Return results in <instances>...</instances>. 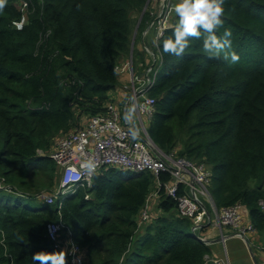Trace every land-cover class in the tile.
Segmentation results:
<instances>
[{"label": "trees", "instance_id": "obj_1", "mask_svg": "<svg viewBox=\"0 0 264 264\" xmlns=\"http://www.w3.org/2000/svg\"><path fill=\"white\" fill-rule=\"evenodd\" d=\"M27 1L20 30L12 24L21 15L15 0L0 13V264H33L38 251L62 255L47 233L52 222L64 225L62 244L72 238L82 248L84 264H213L208 245L163 190L152 222L138 229L147 196L158 180L169 181L167 173L156 179L103 168L60 207L36 197L59 184L49 157L56 141L82 115L101 113L126 83L114 68L129 57L134 67L137 59L153 62L136 40L155 47L153 35L141 36L151 18L149 0ZM224 9L232 32L226 51L239 60L209 57L199 41L183 57L157 49L148 133L162 151L207 166L216 207L240 204L262 235L264 0H225ZM170 32L171 26L164 35Z\"/></svg>", "mask_w": 264, "mask_h": 264}, {"label": "built area", "instance_id": "obj_2", "mask_svg": "<svg viewBox=\"0 0 264 264\" xmlns=\"http://www.w3.org/2000/svg\"><path fill=\"white\" fill-rule=\"evenodd\" d=\"M149 1L151 18L142 32V40L148 36L149 31H153V40L156 39L157 32L164 33L174 21L169 10L170 0ZM27 3V0H17L18 7L22 9L20 19L13 22L17 29H21L27 21ZM141 44L152 59V65L147 58L145 63L138 62L137 67H134L129 57L114 68L119 76L125 73L126 83L110 98L101 113L88 116L79 128L56 141L49 157L59 169V184L55 190L40 192L36 197L46 204L58 201L60 207L73 191L90 187L95 176L89 178L81 175L79 164L85 159L94 158L99 164L97 173L103 168L119 167L133 173L147 172L156 179L163 173L169 175V181L158 180L155 191L147 196L138 214V229L152 222L153 216L157 214L154 205L163 190L166 196L176 202V215L190 219L193 234L204 243L207 244V240L202 234V228L206 225L218 227L222 240L226 238L223 229H229L233 235L246 240L248 234L256 232L254 225L240 204L216 207L209 191L211 177L206 166L179 157L175 151L164 152L150 138L145 122L152 121L156 110V99L149 96V91L156 81L158 69L154 65L159 63L160 57L154 44L155 52L142 41ZM146 65L151 66L144 69ZM129 109L132 110V120L125 121L124 114ZM131 128L139 129L135 140L131 138ZM63 228L61 222L47 225V233L55 250L64 256L65 264H84L83 250L72 238H68L65 245L61 243L59 234ZM211 261L213 264H225L224 259Z\"/></svg>", "mask_w": 264, "mask_h": 264}, {"label": "clouds", "instance_id": "obj_3", "mask_svg": "<svg viewBox=\"0 0 264 264\" xmlns=\"http://www.w3.org/2000/svg\"><path fill=\"white\" fill-rule=\"evenodd\" d=\"M7 0H0V13L3 12ZM225 0H170L169 10L174 16L171 32L165 36L157 32V38L152 43L162 55L183 57L187 50L197 41L200 42L203 53L209 57L222 58L225 62L236 63L239 56L235 52H227L230 47V28L225 27ZM19 27V25H17ZM223 30L222 36L217 33ZM125 121L132 120V110L124 114ZM131 138L136 139L139 129L129 130ZM99 167L94 158L85 159L79 164L81 175L93 177ZM33 264H65L64 256L55 257L45 252H34L31 257Z\"/></svg>", "mask_w": 264, "mask_h": 264}, {"label": "crops", "instance_id": "obj_4", "mask_svg": "<svg viewBox=\"0 0 264 264\" xmlns=\"http://www.w3.org/2000/svg\"><path fill=\"white\" fill-rule=\"evenodd\" d=\"M149 39H152V37L147 38V40ZM140 43L141 41H139L138 46ZM137 60L139 62V59ZM124 74H122V78L126 77ZM243 211L247 214L245 208H243ZM223 233L226 234L225 240H222L221 231L218 227L203 226L202 234L206 237L207 245L211 250L209 259H224L225 264H264V250L262 249L264 234L250 233L247 235V239L244 240L238 235H233L229 229H223Z\"/></svg>", "mask_w": 264, "mask_h": 264}, {"label": "rangeland", "instance_id": "obj_5", "mask_svg": "<svg viewBox=\"0 0 264 264\" xmlns=\"http://www.w3.org/2000/svg\"><path fill=\"white\" fill-rule=\"evenodd\" d=\"M15 4H16V8L19 10V12H20V10H22L21 8H19L18 7V5H17V0H15ZM25 12V11H24ZM148 12H151V7L148 9ZM21 13V12H20ZM20 17H21V15H20ZM150 17H151V15H150ZM20 19V18H19ZM19 19H17V20H15V21H18ZM14 22V21H13ZM13 24V23H12ZM13 26H14V24H13ZM24 26V25H23ZM15 27V26H14ZM16 28V27H15ZM17 29V28H16ZM22 29V28H21ZM18 30H20V29H18ZM149 36L150 35H153V31H149ZM142 36V35H141ZM139 43V41H138V39L136 40V45ZM148 50V49H147ZM125 94H126V96H128V94H127V92L125 91ZM132 116H133V114H132ZM82 118H79V123H77V125H75V127H73L69 132H71V131H73V130H75V129H77V128H79L82 124H84L85 122H86V120H87V116H81ZM145 124H146V127L147 128H149V126H150V122L149 121H147L146 120V122H145ZM190 133L189 132H187V131H185L184 132V137H189L190 135H189ZM181 145V144H180ZM181 147H182V145L181 146H179V149H181ZM175 153H176V155H177V152L175 151ZM207 167V166H206ZM208 168V167H207ZM57 185H58V180H57V183L55 184V189L57 188ZM66 199V198H65Z\"/></svg>", "mask_w": 264, "mask_h": 264}]
</instances>
